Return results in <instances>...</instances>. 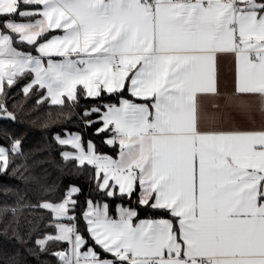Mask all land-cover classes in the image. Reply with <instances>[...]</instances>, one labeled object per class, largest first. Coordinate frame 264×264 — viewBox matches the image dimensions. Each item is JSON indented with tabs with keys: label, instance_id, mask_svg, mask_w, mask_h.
I'll return each mask as SVG.
<instances>
[{
	"label": "snow or ice",
	"instance_id": "6c2138e0",
	"mask_svg": "<svg viewBox=\"0 0 264 264\" xmlns=\"http://www.w3.org/2000/svg\"><path fill=\"white\" fill-rule=\"evenodd\" d=\"M22 81L60 125H100L118 159L67 129L59 160L35 158L6 126ZM0 122V178L15 181L0 183V237L19 245L0 244V264H264V0H0ZM69 176L136 207L86 199L78 218Z\"/></svg>",
	"mask_w": 264,
	"mask_h": 264
},
{
	"label": "trees",
	"instance_id": "16d2710c",
	"mask_svg": "<svg viewBox=\"0 0 264 264\" xmlns=\"http://www.w3.org/2000/svg\"><path fill=\"white\" fill-rule=\"evenodd\" d=\"M27 83V81H22L21 86L15 88L10 95L13 97V99L17 102H20L23 106V110L19 112L21 123L17 125L7 124L6 126L11 127L17 134L23 133L25 135L24 139V147L25 149H33V150H41L37 153L36 157L37 159L44 158L48 156L49 151L51 150L52 155L56 157L57 160H59V151L60 147L56 145L55 141L53 140V136L55 133L60 132L63 133L65 129H67L69 132H79L83 131L84 140L88 141L91 140L94 142L97 148L98 154H107L114 156L117 153L118 147H112L107 145L104 141L106 136L104 134L101 135H94L95 130L97 127H100V125H94L92 128H89L87 130H83L80 126L77 124H63L60 125L57 120V113L61 111V109L58 106H51L48 103H45L43 105L37 106L36 101L40 98V96L43 94V92H38L36 94H33L30 96V98H25L24 94L21 91V88L23 87V84ZM127 96L128 94L125 93ZM100 101H93L91 99L84 100L81 98L80 105L83 106L87 104L89 107L94 106L95 103H98ZM103 103H115L116 97L111 96L107 93L103 96ZM12 101L10 100L9 104L11 106ZM79 110V109H77ZM64 111H67L65 109ZM95 119V117H93ZM4 122H0V124H3ZM47 124L48 127L45 128L44 125ZM47 166V165H45ZM51 170V169H50ZM75 183L76 185L80 186L83 189V194L79 195V206L76 209L75 215L80 218L82 216V213L85 210V200L86 199H92L95 202H106L110 205L111 208V214L114 213L115 205L119 202L122 203H128L132 207H136V201L133 199H136V196L132 198L131 201H128L127 199L120 200V199H113V198H107L101 196L96 190L95 182H88L84 177H75V176H69L64 179V184H70ZM0 183H15V181H9L7 177L0 178ZM37 213H28L27 215L31 217L32 215H36ZM46 215V213H44ZM150 214L145 213L144 211H141L140 216L146 217ZM45 221L44 223H46ZM80 228L83 229L84 221L82 219L79 220ZM48 231H54L52 229H48ZM0 244L3 245V247L8 250L12 251L15 248L19 247L17 242L15 240H5L3 237H0ZM66 247L67 245H63ZM55 247V246H54ZM22 252L24 251L22 248L20 249ZM24 256L27 260V264H36V261L31 258L27 257V253H24Z\"/></svg>",
	"mask_w": 264,
	"mask_h": 264
},
{
	"label": "crops",
	"instance_id": "0c3cea01",
	"mask_svg": "<svg viewBox=\"0 0 264 264\" xmlns=\"http://www.w3.org/2000/svg\"><path fill=\"white\" fill-rule=\"evenodd\" d=\"M60 32H61V30H58V29L52 30L49 38H51V36H57L58 34H61ZM56 59H58V58H56ZM218 76H219V83H220L221 91L224 93L231 92L233 87H234L235 76H236V64H235V60H234L233 56L221 55L219 57V60H218ZM240 126L245 127V128H250V127L259 128L260 127V118H259V116H257L255 123L248 122V121H240ZM68 150H71L70 147ZM118 153H119V148L117 150V153L114 156H111V155H108V156H111L114 159H118ZM105 155H107V154H105ZM138 194H139V190L137 191V195ZM121 203L122 202H119L116 205L121 204ZM123 204L126 207L130 206L128 203H123ZM116 205L114 208V213L112 215H115ZM86 210L87 209L85 207L84 211H86ZM143 218H145V217H142V219Z\"/></svg>",
	"mask_w": 264,
	"mask_h": 264
},
{
	"label": "rangeland",
	"instance_id": "374dc122",
	"mask_svg": "<svg viewBox=\"0 0 264 264\" xmlns=\"http://www.w3.org/2000/svg\"><path fill=\"white\" fill-rule=\"evenodd\" d=\"M61 34H58V35H62L63 33H62V31L60 32ZM134 201H136V199L134 198L133 199ZM101 203H105V202H101Z\"/></svg>",
	"mask_w": 264,
	"mask_h": 264
}]
</instances>
